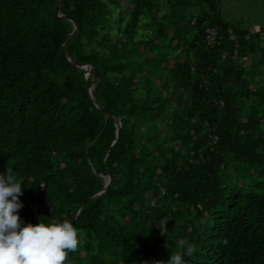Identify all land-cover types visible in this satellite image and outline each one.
Wrapping results in <instances>:
<instances>
[{
    "label": "trees",
    "instance_id": "1",
    "mask_svg": "<svg viewBox=\"0 0 264 264\" xmlns=\"http://www.w3.org/2000/svg\"><path fill=\"white\" fill-rule=\"evenodd\" d=\"M56 1L0 0L21 220L72 222L66 264H264V29L219 0Z\"/></svg>",
    "mask_w": 264,
    "mask_h": 264
},
{
    "label": "clouds",
    "instance_id": "2",
    "mask_svg": "<svg viewBox=\"0 0 264 264\" xmlns=\"http://www.w3.org/2000/svg\"><path fill=\"white\" fill-rule=\"evenodd\" d=\"M23 190L13 169L0 173V264H66L82 242L80 230L68 220L25 224L19 214ZM194 252L187 244L186 255ZM167 264H185V259L172 253Z\"/></svg>",
    "mask_w": 264,
    "mask_h": 264
},
{
    "label": "rangeland",
    "instance_id": "3",
    "mask_svg": "<svg viewBox=\"0 0 264 264\" xmlns=\"http://www.w3.org/2000/svg\"><path fill=\"white\" fill-rule=\"evenodd\" d=\"M117 1L123 8L131 2ZM219 3L222 14L228 21L249 28L252 32L264 29V0H219Z\"/></svg>",
    "mask_w": 264,
    "mask_h": 264
},
{
    "label": "water",
    "instance_id": "4",
    "mask_svg": "<svg viewBox=\"0 0 264 264\" xmlns=\"http://www.w3.org/2000/svg\"><path fill=\"white\" fill-rule=\"evenodd\" d=\"M59 9H60V0H57L56 1V10H57V13L58 14H60L59 13ZM72 22H73V25H74V29H73V31L71 32V34L66 38V40H68L76 31H77V29H78V27H77V24H76V22L73 20V19H70ZM74 62V61H73ZM84 67L88 70V80L91 78V74L94 72V69L91 67V66H89V65H84ZM93 88H94V86H91L90 87V94L93 96V93H92V90H93ZM97 104V103H96ZM97 106L100 108V109H102L105 113H106V115L107 116H110L109 115V113L106 111V109L102 106V105H99V104H97ZM116 121H117V132H118V134H119V130H120V127H121V121L120 120H118V119H116ZM111 175L110 174H108V176H107V178H106V184H105V186H104V188L102 189V190H100L99 192H97V193H95V194H93V195H91V196H89L88 198H87V200L88 199H90V198H92V197H95L96 195H99V194H102L103 192H105L106 191V189L109 187V185H110V183H111ZM42 189H43V187H41ZM41 188H39V190L41 189ZM86 200V201H87Z\"/></svg>",
    "mask_w": 264,
    "mask_h": 264
},
{
    "label": "built area",
    "instance_id": "5",
    "mask_svg": "<svg viewBox=\"0 0 264 264\" xmlns=\"http://www.w3.org/2000/svg\"><path fill=\"white\" fill-rule=\"evenodd\" d=\"M209 38H210V41H214V33H212V34L209 36Z\"/></svg>",
    "mask_w": 264,
    "mask_h": 264
}]
</instances>
